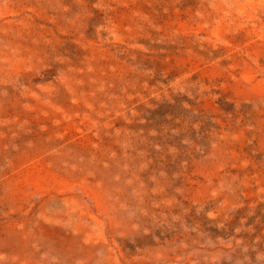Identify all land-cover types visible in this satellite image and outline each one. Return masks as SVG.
Returning <instances> with one entry per match:
<instances>
[{
    "label": "rangeland",
    "instance_id": "obj_1",
    "mask_svg": "<svg viewBox=\"0 0 264 264\" xmlns=\"http://www.w3.org/2000/svg\"><path fill=\"white\" fill-rule=\"evenodd\" d=\"M0 264H264V0H0Z\"/></svg>",
    "mask_w": 264,
    "mask_h": 264
}]
</instances>
